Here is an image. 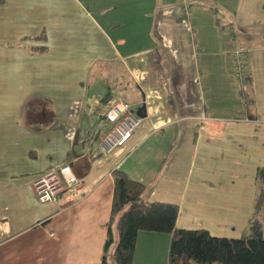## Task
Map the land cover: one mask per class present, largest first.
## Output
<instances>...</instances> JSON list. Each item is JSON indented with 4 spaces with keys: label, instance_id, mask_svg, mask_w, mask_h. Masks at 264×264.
Segmentation results:
<instances>
[{
    "label": "crops",
    "instance_id": "0c3cea01",
    "mask_svg": "<svg viewBox=\"0 0 264 264\" xmlns=\"http://www.w3.org/2000/svg\"><path fill=\"white\" fill-rule=\"evenodd\" d=\"M230 49L246 54L243 90ZM117 103L143 120L107 154ZM63 167L74 182L39 204L34 183ZM114 170L177 206V229L244 235L264 170V0H4L0 264H100ZM169 247L140 232L134 264H170Z\"/></svg>",
    "mask_w": 264,
    "mask_h": 264
},
{
    "label": "trees",
    "instance_id": "16d2710c",
    "mask_svg": "<svg viewBox=\"0 0 264 264\" xmlns=\"http://www.w3.org/2000/svg\"><path fill=\"white\" fill-rule=\"evenodd\" d=\"M3 2L0 0V5ZM37 39L45 41V35ZM45 49L35 47L32 52L42 53ZM112 178L114 194L100 264H134L139 232L170 235V264H264V170L256 180L252 214L240 239L217 238L204 230L177 229V206L147 202L145 186L118 170L112 172Z\"/></svg>",
    "mask_w": 264,
    "mask_h": 264
},
{
    "label": "built area",
    "instance_id": "2783aa9c",
    "mask_svg": "<svg viewBox=\"0 0 264 264\" xmlns=\"http://www.w3.org/2000/svg\"><path fill=\"white\" fill-rule=\"evenodd\" d=\"M190 9L183 8L182 17L189 16ZM226 43L231 45L232 36L230 33H224ZM228 69L235 79L240 90L249 86L247 58L244 51L239 49H230L226 53ZM107 119L113 124L111 131L106 135L101 143L102 149L107 154L115 149L124 146L136 130L139 128L143 118L135 115L130 107L125 103H117L112 106L107 113ZM68 176V178H67ZM72 171L69 167H63L59 170L46 171L35 183L34 191L39 204H53L68 186L73 183Z\"/></svg>",
    "mask_w": 264,
    "mask_h": 264
},
{
    "label": "rangeland",
    "instance_id": "374dc122",
    "mask_svg": "<svg viewBox=\"0 0 264 264\" xmlns=\"http://www.w3.org/2000/svg\"><path fill=\"white\" fill-rule=\"evenodd\" d=\"M99 92H97L98 93V95H101V93H102V91H103V88L102 89H99L98 90ZM140 233V232H139ZM142 245H146V242L144 241H142Z\"/></svg>",
    "mask_w": 264,
    "mask_h": 264
}]
</instances>
